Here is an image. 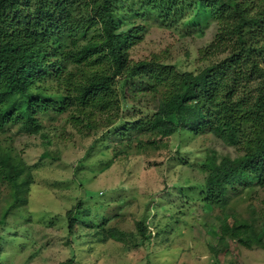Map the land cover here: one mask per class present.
I'll use <instances>...</instances> for the list:
<instances>
[{
  "label": "rangeland",
  "instance_id": "1",
  "mask_svg": "<svg viewBox=\"0 0 264 264\" xmlns=\"http://www.w3.org/2000/svg\"><path fill=\"white\" fill-rule=\"evenodd\" d=\"M94 1L75 0L76 8L93 16ZM115 8L120 28L138 32L127 54L130 64L149 62L140 75H114L103 50L62 62L58 82L53 67L33 74L37 133L24 128L20 96L0 103V154L9 151L20 169L18 192L0 177V264H264V172H247L220 205L206 197L202 166L208 154L237 157L253 146L244 126L232 143L212 130L227 107L257 100L264 53L220 68L215 98L191 103L188 126L178 124L187 74L233 58L234 40L212 48L225 24L194 0H118ZM98 25L78 43L96 39ZM84 94L94 127L69 107Z\"/></svg>",
  "mask_w": 264,
  "mask_h": 264
},
{
  "label": "trees",
  "instance_id": "2",
  "mask_svg": "<svg viewBox=\"0 0 264 264\" xmlns=\"http://www.w3.org/2000/svg\"><path fill=\"white\" fill-rule=\"evenodd\" d=\"M117 1L95 0L91 5L95 14L84 17V11L77 10L75 0H0V103L11 102L16 95L22 98L20 113H23L21 117L25 129L34 133L42 129L39 118L30 114L32 101L38 97L30 92L33 74L45 73L53 67V77L58 82L60 78L56 77L61 74L58 70L62 62L85 61L93 56L94 52L101 50L114 67V75L125 74L127 77H134L147 68L149 62L146 60L130 64L127 49L137 38L138 32L120 28L115 12ZM194 1L207 7L214 17L221 19L225 24L212 48L228 37L234 40L236 50H233V58L223 60L220 65L206 66L197 74H187L188 83L182 90L181 103L174 113V120L186 126L188 121L185 112L191 108V103L198 107L215 98L214 93L218 90L222 68L231 69L233 65L238 66L240 60H252L253 55L264 53V50H261L264 48V0ZM94 23L99 24L96 39L91 38L80 45V35H84L86 28ZM81 27H85V30L80 31ZM74 32H77L78 36L73 34ZM261 77L256 86V92L259 90L261 94H258L257 100L251 102L252 107L243 111L227 107L231 114L220 120L212 130L224 142L232 143L238 137L239 127L244 126L246 128L242 137L245 136V140L253 144L243 155L237 157L225 155L218 159L214 154L206 156L202 164L206 173L205 193L208 201L212 203L224 205L230 188L245 181L247 172H252L254 178H262L264 72ZM69 89L58 94L62 99L61 106H67L71 97ZM89 95L84 94L80 98L81 106L72 101L69 107L82 114L87 125L94 127L96 123L91 110L95 108L90 104L93 100H89ZM51 97L54 98L48 95V100ZM106 117L112 120V116ZM13 160L9 151L0 154V177L9 179L18 192L20 169L18 162ZM69 222L68 228L71 230V217ZM234 232L239 233L237 229H234Z\"/></svg>",
  "mask_w": 264,
  "mask_h": 264
}]
</instances>
